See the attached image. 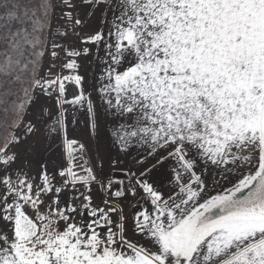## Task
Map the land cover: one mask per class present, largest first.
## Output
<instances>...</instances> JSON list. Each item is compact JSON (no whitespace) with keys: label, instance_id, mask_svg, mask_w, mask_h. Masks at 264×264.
<instances>
[{"label":"snow or ice","instance_id":"obj_1","mask_svg":"<svg viewBox=\"0 0 264 264\" xmlns=\"http://www.w3.org/2000/svg\"><path fill=\"white\" fill-rule=\"evenodd\" d=\"M0 264H264V0H0Z\"/></svg>","mask_w":264,"mask_h":264},{"label":"rangeland","instance_id":"obj_2","mask_svg":"<svg viewBox=\"0 0 264 264\" xmlns=\"http://www.w3.org/2000/svg\"><path fill=\"white\" fill-rule=\"evenodd\" d=\"M61 25V31H64L63 25H64V21H60L59 22ZM67 31L69 33H71V26L69 24V27L67 29ZM50 39H56L57 42H64V37L63 36H59V37H50ZM66 46H79L82 47V45H78V37L75 35H69L67 37V42H66ZM81 64V68H80V74L84 75H91V72L96 70V65L84 60H80L78 61ZM45 63H47V61H45ZM59 63V62H58ZM90 69L91 71L86 72V70ZM54 71H61L59 68L54 69ZM63 74L67 75L68 71L67 70H63ZM71 87L69 86V96L71 95ZM70 131V136L71 137H76L79 139H86V137L83 136V124L81 123L80 126L76 129V130H72L71 128L69 129ZM109 171H111V169H108ZM99 204V203H98Z\"/></svg>","mask_w":264,"mask_h":264},{"label":"crops","instance_id":"obj_3","mask_svg":"<svg viewBox=\"0 0 264 264\" xmlns=\"http://www.w3.org/2000/svg\"><path fill=\"white\" fill-rule=\"evenodd\" d=\"M71 133H70V131H69V135H70ZM71 137V136H70ZM71 138H76V137H71ZM77 139H79V138H77ZM36 169H35V167H33L32 169H31V171H30V174L32 173V172H34ZM98 185L97 186H94L93 187V189H92V193H93V195H94V197H95V199H96V201L99 203V204H101V195H100V193L98 192Z\"/></svg>","mask_w":264,"mask_h":264},{"label":"built area","instance_id":"obj_4","mask_svg":"<svg viewBox=\"0 0 264 264\" xmlns=\"http://www.w3.org/2000/svg\"><path fill=\"white\" fill-rule=\"evenodd\" d=\"M79 191H84V189H80ZM70 195H71V193L64 192V193H62V198L65 199V200H67V199L69 198ZM90 195H91V197H92V202H93V204H97V205H99L98 202L96 201V199H95V197H94L92 191L90 192ZM76 203H79V201L77 200ZM78 219H79V218H78Z\"/></svg>","mask_w":264,"mask_h":264},{"label":"bare ground","instance_id":"obj_5","mask_svg":"<svg viewBox=\"0 0 264 264\" xmlns=\"http://www.w3.org/2000/svg\"><path fill=\"white\" fill-rule=\"evenodd\" d=\"M71 87V89H72V86H70Z\"/></svg>","mask_w":264,"mask_h":264}]
</instances>
